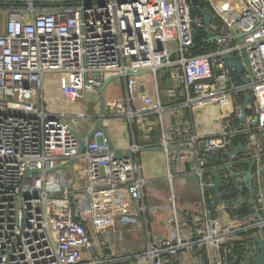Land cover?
Instances as JSON below:
<instances>
[{
  "label": "built area",
  "instance_id": "2783aa9c",
  "mask_svg": "<svg viewBox=\"0 0 264 264\" xmlns=\"http://www.w3.org/2000/svg\"><path fill=\"white\" fill-rule=\"evenodd\" d=\"M202 2L216 42L191 0H0V264H257L264 0ZM198 38L215 46L194 54ZM112 75L122 97L99 115L100 96L93 111L85 94ZM100 117L119 118L127 146L106 127L87 139ZM151 127L157 145L140 144L135 129L144 139ZM151 147L168 191L143 174L139 153Z\"/></svg>",
  "mask_w": 264,
  "mask_h": 264
},
{
  "label": "rangeland",
  "instance_id": "374dc122",
  "mask_svg": "<svg viewBox=\"0 0 264 264\" xmlns=\"http://www.w3.org/2000/svg\"><path fill=\"white\" fill-rule=\"evenodd\" d=\"M4 21V15H0V22L1 24H3ZM147 76L146 79V88L147 91L149 93H152V89H153V83H152V76L150 73H146L143 75V77ZM122 79L120 77H115L112 78L109 83L107 84V86L105 87V89L103 90V96L105 100L108 99H120L122 97ZM160 91L163 92L164 88L160 86ZM36 101L37 103H40V92L38 91L36 94ZM99 98V94H97L96 92H87L85 94V100L88 103L89 106L95 105L96 103L93 104V102ZM184 110V109H183ZM215 117H219V114H216ZM105 123V127L108 129L109 133L112 135L114 144L117 147L119 146V138L122 140V143L125 141H127V137L124 136L122 133H126V128H121L120 127V120L117 117H108L105 119L104 121ZM72 132H75V126H73L71 128ZM78 135V134H77ZM119 136V137H118ZM124 146V145H123ZM162 156L161 151L160 150H146L143 149L140 151L139 153V158H140V162L142 164V170H143V174L144 176L153 181L151 184L156 185L157 189L161 192H165L168 191V185L167 182L165 180L162 179L163 177V173H164V166H163V162L161 161L160 163L158 162V158H160ZM162 168V172L157 173L156 172V168L159 167ZM66 171H68L69 167L65 166ZM187 187H191L196 193L198 192V187H197V177L195 175H189L187 176ZM175 186V191H176V195L180 193L181 188L178 184H174ZM147 202L148 203H155L156 199L151 198V197H147ZM178 202H180V199L178 198ZM152 221L154 220V217H151ZM153 232H155V230H152ZM140 236H142L141 240H145L144 239V234L142 232H139Z\"/></svg>",
  "mask_w": 264,
  "mask_h": 264
},
{
  "label": "water",
  "instance_id": "95a60500",
  "mask_svg": "<svg viewBox=\"0 0 264 264\" xmlns=\"http://www.w3.org/2000/svg\"><path fill=\"white\" fill-rule=\"evenodd\" d=\"M191 3L194 6V8L196 10H198V12L202 15V21L204 24V33L206 34V40H208L210 42H216L219 37L218 36H212L210 34V31H209L210 23L214 20L213 14L211 13V11L207 7H200V0H191ZM199 31L200 30L198 28H195L192 31L193 39H195L197 37ZM227 59H228V61L226 62V66H235L236 71L239 74L242 71V68L240 66L239 61L238 60H232V55H228ZM142 72H144V71H138V72L130 73V74L131 75H140V74H142ZM115 77H117V75L109 76L103 82V84L97 89V92L100 96L99 115H103L106 112V108H105V104H104L103 90L105 89V87L107 86L109 81ZM243 81H245V79H243ZM140 91L141 92L144 91L143 85L140 86ZM248 99H249V94H246L244 97V102L241 104V117H240L241 121H245L246 105H247ZM98 128H102L105 131V133L108 135V131L106 130V128L104 127V124H103V119L100 117L97 119L96 123L94 124L91 131L89 132V134L87 136L88 140L92 137L93 133ZM84 145H85V140H81L79 143V148H78L79 153L82 151ZM239 150H244V147L243 146L242 147H236L231 152H228V154H231L233 152H238ZM126 156H129V154H127ZM67 164L71 165L72 160H69ZM250 178H251V174H250V172H247L246 173V179L248 180ZM218 185H219V179L217 178L215 180V186L217 187ZM259 244H260L261 253L255 258V261L257 262V264H263V262H264V239H259Z\"/></svg>",
  "mask_w": 264,
  "mask_h": 264
},
{
  "label": "crops",
  "instance_id": "0c3cea01",
  "mask_svg": "<svg viewBox=\"0 0 264 264\" xmlns=\"http://www.w3.org/2000/svg\"><path fill=\"white\" fill-rule=\"evenodd\" d=\"M47 83H46V85H48V86H50V80H47L46 81ZM122 83V82H121ZM122 85V90L124 89V87H123V83L121 84ZM122 93H123V91H122ZM97 102V101H96ZM93 104H94V102H93ZM97 108H98V103H96L95 105H92V110L93 111H95V110H97ZM141 130H139V129H135V137H136V139H137V141L140 143V144H142V145H146L147 143H145V142H147V141H151L152 142V146H155V145H157V140H158V136H157V132H156V130H155V128L154 127H151V130H150V132L149 133H146L145 135H146V137L144 136V139H143V137L141 136ZM119 137V136H118ZM128 139V138H127ZM119 140V145H124V146H127L128 145V141H125L124 140V142L122 143V140L119 138L118 139ZM144 149H146V150H158L157 148H155V147H151V148H144ZM158 162L160 163L161 162V159L160 158H158ZM156 172L157 173H160L161 172V168H160V166L159 167H157L156 168ZM129 237V236H128ZM133 242V240L132 239H128L127 241H126V245H129L128 243H132Z\"/></svg>",
  "mask_w": 264,
  "mask_h": 264
},
{
  "label": "trees",
  "instance_id": "16d2710c",
  "mask_svg": "<svg viewBox=\"0 0 264 264\" xmlns=\"http://www.w3.org/2000/svg\"><path fill=\"white\" fill-rule=\"evenodd\" d=\"M201 6H206L204 2L201 3ZM215 46V44L212 43H204L202 42V40L200 38H198L195 42H194V46L191 49V52L194 54H198V53H203L207 50H209L210 48H213Z\"/></svg>",
  "mask_w": 264,
  "mask_h": 264
}]
</instances>
